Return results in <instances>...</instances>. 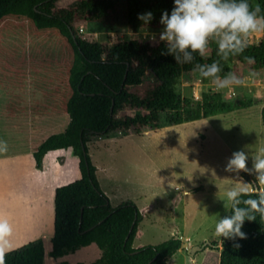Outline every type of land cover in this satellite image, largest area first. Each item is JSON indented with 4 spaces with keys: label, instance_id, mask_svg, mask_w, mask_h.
Wrapping results in <instances>:
<instances>
[{
    "label": "trees",
    "instance_id": "16d2710c",
    "mask_svg": "<svg viewBox=\"0 0 264 264\" xmlns=\"http://www.w3.org/2000/svg\"><path fill=\"white\" fill-rule=\"evenodd\" d=\"M60 1L0 0V82L16 88L28 82L38 86L44 101L33 112L69 117L63 133L49 137L36 149L37 167L43 169L45 156L51 151L72 148L80 159L82 179L57 190L50 255L59 260L95 246L103 256L92 264H170L184 242L174 237L157 246L134 247L143 236V212L134 203L112 206L100 186L88 144L93 137L129 132L140 135L252 107L253 102L237 106L216 92L204 93L201 100L184 97L177 88L185 73H196L192 69L197 63L218 60L221 76L231 72L242 80L248 72L264 71V39L247 44L242 53L227 60L216 54L212 43L209 56L202 58L197 53L192 64L180 65L173 56L161 55L165 51L162 42L154 45L133 40L110 48L83 40L75 29L81 21H121L135 33L160 31L161 15L171 12L173 0H127L123 11L120 0H84L68 9H59ZM249 3L253 8L259 5L264 15V0ZM147 12L153 13V19L145 24L138 17ZM6 38L9 45H2ZM27 40L29 44L24 46ZM246 57H252L253 62L248 63ZM210 81L203 78L205 84ZM262 121L264 125V108ZM254 193L248 192L255 198ZM253 215L255 219L246 220L242 228L245 238L223 240L221 264H264V216L258 212ZM208 248L220 250L216 244L203 250ZM46 255V243L39 240L0 254V264H45Z\"/></svg>",
    "mask_w": 264,
    "mask_h": 264
},
{
    "label": "rangeland",
    "instance_id": "374dc122",
    "mask_svg": "<svg viewBox=\"0 0 264 264\" xmlns=\"http://www.w3.org/2000/svg\"><path fill=\"white\" fill-rule=\"evenodd\" d=\"M84 0H61L59 9H68ZM127 0H120L121 11ZM128 29L121 22L92 24L81 21L75 24L78 36L92 43L110 48L121 42L140 40L159 44L162 31ZM20 39V35L15 36ZM264 31L251 33L247 44H259ZM16 42V39H11ZM8 38L2 45H9ZM29 40H27L28 46ZM56 52V51H55ZM212 52L210 42L206 54ZM34 66L38 63L31 62ZM241 85L217 90L211 81L207 84L196 73H185L177 88L184 97L201 100L204 93L216 92L240 105L253 102L247 109L203 118L178 126L164 127L159 131L147 130L138 136L133 132L118 133L95 145H89V154L97 168V176L107 191L114 208L134 203L144 210L140 229L143 236L135 241L136 249L157 246L172 238L194 246H220L221 237L215 233L219 217L228 215L232 203L226 202V192L247 185L248 192L259 186L255 173L245 170L225 171V165L234 152L244 151L247 167L252 168L256 156H264V71L248 72ZM1 95V94H0ZM0 97V140L7 143V151L0 156L33 149L53 135L67 128V116L27 119L6 117L7 99ZM134 115L135 113H130ZM91 142V141H90ZM103 190V191H104ZM186 192L189 194L184 195ZM182 198L179 199V196ZM52 246L49 247L51 252ZM185 250V249H184ZM218 250L208 248L192 255L185 250L170 264H221ZM50 252L45 264H55ZM103 256V251L92 246L81 248L62 258L72 264H92Z\"/></svg>",
    "mask_w": 264,
    "mask_h": 264
},
{
    "label": "clouds",
    "instance_id": "9594fccd",
    "mask_svg": "<svg viewBox=\"0 0 264 264\" xmlns=\"http://www.w3.org/2000/svg\"><path fill=\"white\" fill-rule=\"evenodd\" d=\"M171 12L164 11L160 18L163 26L159 41L165 46L161 55H171L180 65L192 64L195 54L204 58L210 42L216 45V54L223 60L242 53L247 47V37L251 33L264 31V15L259 5L250 6L249 0H173ZM145 24L153 19V13L147 12L138 17ZM248 63L252 57L245 58ZM205 79H210L217 90L244 83L235 73L223 76L221 63H197L192 69ZM7 151V143L0 140V152ZM248 156L244 151L234 152L225 165L227 172L245 170L255 173L259 186H264V156H256L253 167H247ZM188 193L186 192L185 195ZM242 196H248L242 199ZM255 198L248 194V188H232L223 199L232 203L231 214L219 217L215 224V233L224 239L245 238L242 231L246 220H254V212L264 216V188L257 187ZM243 205V207H241ZM12 228L6 219H0V253L4 250L6 238ZM236 247H239L237 244Z\"/></svg>",
    "mask_w": 264,
    "mask_h": 264
},
{
    "label": "crops",
    "instance_id": "0c3cea01",
    "mask_svg": "<svg viewBox=\"0 0 264 264\" xmlns=\"http://www.w3.org/2000/svg\"><path fill=\"white\" fill-rule=\"evenodd\" d=\"M3 93L7 99L8 119L51 117L33 112V108L44 101V93L38 86L28 82L23 88H16L0 82V94ZM67 122L69 124V117ZM102 140V137H93L88 146ZM40 145L0 156V219H6L12 228L0 254L10 253L39 240L45 241L47 253L50 252L49 247L55 236L57 190L82 179L80 159L72 148L49 152L45 156L43 169H39L34 153ZM98 180L104 190L99 178ZM104 192L109 197L107 191ZM180 197L182 195L179 199ZM141 211L145 214L144 210ZM184 251L182 249L179 254ZM217 252L221 256L222 244ZM56 261L55 264H59L62 259Z\"/></svg>",
    "mask_w": 264,
    "mask_h": 264
},
{
    "label": "water",
    "instance_id": "95a60500",
    "mask_svg": "<svg viewBox=\"0 0 264 264\" xmlns=\"http://www.w3.org/2000/svg\"><path fill=\"white\" fill-rule=\"evenodd\" d=\"M206 246H194L193 248H190L189 243H185L183 245V249L188 250V252L192 255L197 254L198 252L202 251Z\"/></svg>",
    "mask_w": 264,
    "mask_h": 264
}]
</instances>
